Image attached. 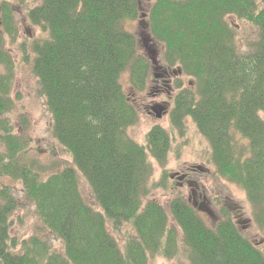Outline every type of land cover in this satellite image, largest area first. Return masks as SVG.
<instances>
[{
    "label": "trees",
    "instance_id": "1",
    "mask_svg": "<svg viewBox=\"0 0 264 264\" xmlns=\"http://www.w3.org/2000/svg\"><path fill=\"white\" fill-rule=\"evenodd\" d=\"M30 21L46 33L33 44V68L52 115L55 139L73 165L46 179L34 163L21 160L25 145L7 113L14 59L6 36L18 32L13 9L0 15V264H151L159 257H184L189 264H264V251L223 213L212 227L178 193L167 206L151 199L167 188L165 168L177 135L192 120L211 146L220 177L240 186L264 228V10L254 0H155L148 12L149 34L162 49L163 63L182 70L184 81L170 112V128L153 126L146 142L128 134L140 112L126 93L128 71L136 93L144 92L154 64L141 55L125 23L141 15L139 0H40ZM229 16L256 26L257 37L242 52ZM163 168L159 181L153 160ZM89 184L97 207L80 187ZM22 182L43 228L62 243L54 247L34 234L12 235L21 201L1 179ZM130 232L124 234L123 227ZM113 232H122V238Z\"/></svg>",
    "mask_w": 264,
    "mask_h": 264
},
{
    "label": "rangeland",
    "instance_id": "2",
    "mask_svg": "<svg viewBox=\"0 0 264 264\" xmlns=\"http://www.w3.org/2000/svg\"><path fill=\"white\" fill-rule=\"evenodd\" d=\"M5 1L9 2L12 9L14 7L13 20L18 29L15 38L6 36L5 40V48L12 54L15 63L11 93L15 103L12 110L7 113V117L13 125L14 133L25 145L21 160L26 164L34 163L40 168L41 177L46 179L50 173L73 165V159L53 135L52 115L44 96L40 93L39 80L34 73L33 59L35 55L33 53V44L47 35L41 27L34 25L30 21L28 13L31 8L40 3V0H0L2 7ZM154 1L140 0V17L135 21L126 22L125 27L136 35L141 55L151 58L147 46L152 49L156 48L157 53L159 52L157 60L164 64L162 49L152 35H148L150 32L147 29V14ZM254 1L259 10H264V0ZM227 19L236 26L238 32L236 37L237 44L240 50L245 52L257 37L258 29L255 25L245 20L237 19L235 16H229ZM144 31L146 39L142 35ZM0 72L3 73L5 70L0 69ZM181 81L185 83L184 88H187L189 83L194 86V81L187 76H183ZM122 83L126 93L132 98L140 112L139 122L128 130L131 138L144 144L146 135L153 126L161 125L164 128H170V116H163V118L158 119L148 112L151 109H147V107L152 103V81H150L146 92L136 93L130 85V74L126 71L122 75ZM261 116L264 118V112L261 113ZM186 125L184 136L177 135V147L173 146L167 164L163 167L167 171L168 187L154 189L150 198L167 206L170 199L178 193L186 194L191 205L203 217L205 222L212 227L221 221L223 213L227 211L240 230L258 248L264 251V228H261L255 222L253 208L246 192L237 184L217 175L215 166L211 162V146L208 139L199 132L192 120H187ZM152 160L155 166L153 180L157 182L160 179L163 168L158 165L156 160ZM190 165L205 169L203 172L198 170L197 174H193V177L197 180L193 187L197 188L195 195L192 193V187L186 183H179V180H182L180 179L181 177H172L177 172H183ZM1 185L12 187L21 201V208L12 219V235H16L17 239L22 240L38 234L45 237L54 247L62 249V243L54 239L43 228L35 206L25 199L22 182L7 176L1 179ZM80 187L86 201L97 207L93 192L82 175H80ZM201 193L206 196L205 207L209 208L214 216L209 214L205 208L199 207L198 203L200 202L199 196ZM240 214L242 215L240 216ZM130 231L129 226H124L123 237L124 234ZM113 233L118 238H122V232ZM150 263L189 264L184 257L176 259L159 257Z\"/></svg>",
    "mask_w": 264,
    "mask_h": 264
},
{
    "label": "flooded vegetation",
    "instance_id": "3",
    "mask_svg": "<svg viewBox=\"0 0 264 264\" xmlns=\"http://www.w3.org/2000/svg\"><path fill=\"white\" fill-rule=\"evenodd\" d=\"M155 2V1H154ZM154 2L151 6H153ZM140 3V0H139ZM14 10V7H13ZM2 12V6L0 4V15ZM148 26V25H147ZM147 29H149L147 27ZM143 37L146 36L145 31L142 33ZM150 35V34H148ZM146 39V37H144ZM147 44V43H146ZM161 47V46H160ZM147 49L149 50V56L151 59H157L158 53L157 49H152L150 46H147ZM157 65H154V72H153V78L150 80L152 81V103L148 105L147 109H151V107H159L160 105L166 108V114L165 116H169L170 112L173 108L175 98L177 93L179 92L180 88L178 87L179 83L181 82L183 76L182 70L171 68L165 64H162L160 61L157 60ZM150 84V82H149ZM147 90V89H146ZM146 90L144 92H146ZM150 113V110L148 111ZM151 115V114H150ZM154 116V115H152ZM201 170L202 172L205 170L202 167H195V166H187L186 169L183 172H177L174 178L182 177V180H179V183L181 184H187L188 186L192 187V193L195 195L197 193V188H193L194 184L197 182V180L193 177V174H197V171ZM200 202L199 207L205 208V210L214 216L213 212L205 207L206 204V196L201 193L200 194ZM197 205V203H195ZM240 212V211H239ZM242 214H240L241 216Z\"/></svg>",
    "mask_w": 264,
    "mask_h": 264
},
{
    "label": "water",
    "instance_id": "4",
    "mask_svg": "<svg viewBox=\"0 0 264 264\" xmlns=\"http://www.w3.org/2000/svg\"><path fill=\"white\" fill-rule=\"evenodd\" d=\"M152 62L154 65L158 64L157 59L153 58ZM150 114L154 115L158 119H161L166 114V108L161 105L159 107H151ZM180 179H182V177Z\"/></svg>",
    "mask_w": 264,
    "mask_h": 264
}]
</instances>
